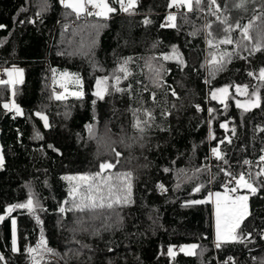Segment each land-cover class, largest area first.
I'll return each instance as SVG.
<instances>
[{"label": "trees", "instance_id": "obj_1", "mask_svg": "<svg viewBox=\"0 0 264 264\" xmlns=\"http://www.w3.org/2000/svg\"><path fill=\"white\" fill-rule=\"evenodd\" d=\"M108 1L116 11L105 18L77 16L61 0H0V68L23 74L13 88L0 84V264H264V48L254 50L264 45V0H201L192 11L136 0L127 12ZM169 14L176 27H161ZM226 36L233 42L220 43ZM99 77L103 99L94 95ZM63 82L82 95L57 99ZM237 84L260 106L238 107ZM105 161L115 165L102 173L108 184L89 182L104 207L78 210L87 188L69 196L83 182L65 177L93 175ZM241 174L258 190L237 189L248 194L240 239L217 247L207 195ZM29 198L33 211H6Z\"/></svg>", "mask_w": 264, "mask_h": 264}, {"label": "snow or ice", "instance_id": "obj_2", "mask_svg": "<svg viewBox=\"0 0 264 264\" xmlns=\"http://www.w3.org/2000/svg\"><path fill=\"white\" fill-rule=\"evenodd\" d=\"M118 3H120L121 5V10L127 12L130 8L134 7L136 0H128L127 3V7L124 6V0H117ZM210 2L212 4H215V0H210ZM61 3L65 5V7H69L71 8L74 12H76L77 16H79L82 13H87V15L91 16L93 14L97 15V16H103V17H107V15L111 12L116 11V9L112 8L109 6L107 0H61ZM193 3H195L196 5H199L201 3V0H170L169 3V7H172L173 5H177V6H185L187 7L188 11H192L193 10ZM87 5H91L93 8L99 9V11L93 13L91 11H88L87 9ZM242 6V5H237ZM167 21L169 22L167 25H161V27H176L175 24V20H176V16L174 14H169L166 17ZM145 23H150L149 20H145ZM221 23H226L225 21H221ZM251 22L248 26H245L243 29V36L244 39H250L249 35H248V27H250ZM5 27L4 25H0V28ZM209 27H211V25H209ZM231 26L227 27L224 29V31L227 33L228 31H230ZM233 41L231 40V38L229 37H225L223 39L220 40V43L223 44H230ZM211 43V42H209ZM262 48H264V45H261L259 43H257V45L255 46V51H260ZM173 51L175 52V48H173ZM165 59H169L168 56L164 57ZM215 60V58H214ZM125 64H127V61H125ZM119 71H122L125 73V76H127V69L124 65H121L118 69ZM7 71V70H6ZM8 75L11 77L12 76V72H8ZM67 75V74H65ZM249 76H253L254 74L252 72L248 73ZM260 80H264V68H262L260 70L259 73V77ZM117 81L119 80V77H116ZM19 82L18 80H0V84H14ZM103 83V81L101 80H97L96 84H97V88L98 91H96L94 93V95L98 96L99 98L103 99V90H100V85ZM237 92L244 94V95H250L251 97H254V99L249 100L248 103L246 104H240L238 102V107H242L244 108L245 111L250 110L251 108H255V107H259L260 106V97L258 96L257 92L253 91L250 94L248 93L247 90V86H237ZM117 91H120V89H117ZM217 91L221 92V93H227V88H222V89H218ZM72 95H76V96H80L82 95V93H72ZM173 95H175V92H173ZM57 99H61L62 96H57ZM212 99H217V95L216 92L212 93ZM95 103V101L93 102ZM5 108H9L10 105L5 104L4 105ZM12 108L15 109L16 113L19 115L21 114V109L15 105L14 103L11 105ZM210 112L212 111L211 109L209 110ZM38 116H40L41 119L45 120V126H47V121L46 118L44 116H42L40 113H37ZM136 127H140V122L138 121L136 124ZM221 127H224V125L222 124ZM142 130V129H141ZM115 151V150H113ZM213 154L219 159L221 158V153L219 152V150L217 148H213L212 149ZM116 156L119 157L120 153L117 152ZM261 161H264V155H262L260 157ZM4 160H3V156H0V167L3 166ZM245 163L247 164L248 161H245ZM113 167H115L114 164H112L111 162H102L99 165L100 168V172H97L93 175H81L79 177H65V179H69V180H79L82 181V185H77L76 187L72 188L71 191L69 192V196H75L81 189V187L86 186L87 188V194L84 196V200L89 201V203L84 204L83 201L81 202V204H77L75 205V207L80 210L83 211L85 208H96V207H104L103 203L97 204L96 203V196L93 195V190H95V192H100L101 191V187L95 183H89L90 181L95 182L97 177H101L105 184H108V181L111 179V177H102V173L105 170L108 169H112ZM227 175H231V173H226ZM124 177H126L128 179V184L126 185L127 190H128V194L130 195L131 192V183H130V179H131V173H125L122 174ZM257 175H264V168L261 169L260 173H257ZM235 182H236V187L230 189L231 192H236L238 188H246L248 189L251 193L255 194L257 192V188L250 183L243 174H241L238 178H235ZM109 187V195H112V189L115 187L114 185H108ZM162 187V186H161ZM194 191H199V188L194 189ZM211 195V194H210ZM215 196L217 197L216 199V231H217V247L220 246V242H238L239 241V236L236 233V230L240 227L241 222L243 221V219L245 218V216L248 214L247 213V200L248 197L247 196H236V197H232L229 195H224L223 197H221L220 193H216ZM101 200H103V197L101 196ZM129 199L128 196H125L123 198V203H129ZM205 201H191L190 203H204ZM115 203H121V198L119 196L116 197ZM109 208L112 207V203H109L107 205ZM15 208H28L29 211H33L34 208V204H33V200L31 198H29V200L24 203V204H18V205H11L9 206L6 211L7 212H11L13 211ZM61 212H64L65 209L63 207H61L59 209ZM3 219V216H0V220ZM12 224H13V251H17L16 248V243H15V225H16V220L13 219L12 220ZM41 245H45L46 242L43 240V238L41 239L40 242ZM196 245H190L187 246V248H182L181 251H184L185 254L191 255L194 254L193 253V249H195ZM29 253L36 251V249H28ZM46 251L51 252L52 249H46ZM169 255H174L173 251L171 248H169ZM0 260H3V257L0 256Z\"/></svg>", "mask_w": 264, "mask_h": 264}, {"label": "rangeland", "instance_id": "obj_3", "mask_svg": "<svg viewBox=\"0 0 264 264\" xmlns=\"http://www.w3.org/2000/svg\"><path fill=\"white\" fill-rule=\"evenodd\" d=\"M107 2L109 4V6L112 7L108 0H107ZM86 7H87V9H89L92 12L99 11V9L93 8L91 5H87ZM8 72H12V76L11 77L8 75ZM22 75H23L22 74V69L19 68V67H16V66L0 68V80L7 81V80L12 79V80H18L19 81L22 78ZM63 77H65V76H63ZM98 79L103 81V83L100 85V90L104 91V89H105V78L99 77ZM14 84L10 83L9 86L11 88H13ZM237 86L243 87L244 85H242V84L234 85L235 92L240 96L239 99L237 100V102H239L240 104H246V103L249 102V100L254 99V97H251L250 95H244V94L238 93L237 90H236ZM57 89H58L57 93L60 96L65 95L66 91H67V93H70V94L79 92L77 89H70V88L68 89L67 86H66V82H63V83L59 84V87ZM96 91H98L97 84L95 85V92ZM218 97L222 98L223 97V93L219 92ZM11 100L12 99L7 101V103L9 104L11 102L13 104V100L12 101ZM0 156H3L2 155V150H1V144H0ZM234 187H236V185H232L231 187L224 186L223 188L214 189V190L210 191V193L207 195V198L210 200L211 205H212L213 237H214V242L216 244H217L218 241H217V231H216V199H217V197L215 196V194L216 193H220L221 197H223L226 194L229 195V196H232V197L245 196V193L243 191H240L241 188H239L240 189L239 191H236L234 193L231 192L230 189H232ZM247 213H248V202H247ZM190 245H194V244L193 243H184V244L180 245L179 249L181 250L182 248H187V246H190Z\"/></svg>", "mask_w": 264, "mask_h": 264}, {"label": "built area", "instance_id": "obj_4", "mask_svg": "<svg viewBox=\"0 0 264 264\" xmlns=\"http://www.w3.org/2000/svg\"><path fill=\"white\" fill-rule=\"evenodd\" d=\"M234 180H235V176H233L229 180H227L226 183L231 184L232 182H234Z\"/></svg>", "mask_w": 264, "mask_h": 264}, {"label": "crops", "instance_id": "obj_5", "mask_svg": "<svg viewBox=\"0 0 264 264\" xmlns=\"http://www.w3.org/2000/svg\"><path fill=\"white\" fill-rule=\"evenodd\" d=\"M244 193H245V196H247L248 197V194H247V191H243ZM243 194V193H242Z\"/></svg>", "mask_w": 264, "mask_h": 264}, {"label": "water", "instance_id": "obj_6", "mask_svg": "<svg viewBox=\"0 0 264 264\" xmlns=\"http://www.w3.org/2000/svg\"><path fill=\"white\" fill-rule=\"evenodd\" d=\"M38 263V260H36L35 262H34V264H37Z\"/></svg>", "mask_w": 264, "mask_h": 264}]
</instances>
